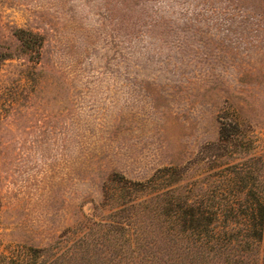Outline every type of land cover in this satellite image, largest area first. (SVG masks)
Wrapping results in <instances>:
<instances>
[{
  "label": "rangeland",
  "instance_id": "obj_1",
  "mask_svg": "<svg viewBox=\"0 0 264 264\" xmlns=\"http://www.w3.org/2000/svg\"><path fill=\"white\" fill-rule=\"evenodd\" d=\"M262 155L264 0H0L10 264L186 255L170 202L238 192L245 223Z\"/></svg>",
  "mask_w": 264,
  "mask_h": 264
},
{
  "label": "trees",
  "instance_id": "obj_2",
  "mask_svg": "<svg viewBox=\"0 0 264 264\" xmlns=\"http://www.w3.org/2000/svg\"><path fill=\"white\" fill-rule=\"evenodd\" d=\"M232 141V137L226 138L222 130L221 142ZM252 158L264 159V156ZM249 176L250 174L246 175L245 180ZM230 179L231 177L226 179L225 185ZM252 183L255 187L247 193L245 209L242 211L246 222L241 224L231 223L227 218L235 213V200H241L238 192H222L220 197L216 195L212 201L214 204L216 200L221 201L218 207L207 205L205 196L197 199L196 203L190 199L171 201L173 214L170 217L176 227L186 232L184 238L188 248L186 255L170 257L164 264H264V188L257 187L262 182L254 176ZM167 222H170L169 219ZM111 226L121 230L129 228L126 227L127 223L119 224L120 227L114 224ZM143 249L146 250L144 247ZM145 254L146 251L141 255L142 261L149 258ZM0 258L2 264H10L6 256L0 255ZM135 261L133 259L129 263L134 264Z\"/></svg>",
  "mask_w": 264,
  "mask_h": 264
}]
</instances>
